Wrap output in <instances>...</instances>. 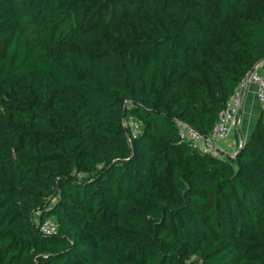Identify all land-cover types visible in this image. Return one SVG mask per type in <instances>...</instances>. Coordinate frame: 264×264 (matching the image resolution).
Masks as SVG:
<instances>
[{
  "label": "trees",
  "instance_id": "16d2710c",
  "mask_svg": "<svg viewBox=\"0 0 264 264\" xmlns=\"http://www.w3.org/2000/svg\"><path fill=\"white\" fill-rule=\"evenodd\" d=\"M263 58L264 0H0V264H264V110L178 134Z\"/></svg>",
  "mask_w": 264,
  "mask_h": 264
},
{
  "label": "built area",
  "instance_id": "2783aa9c",
  "mask_svg": "<svg viewBox=\"0 0 264 264\" xmlns=\"http://www.w3.org/2000/svg\"><path fill=\"white\" fill-rule=\"evenodd\" d=\"M259 63L260 61L256 63L254 71L248 72L242 78L234 95L226 103L224 109L219 112L218 120L209 135L203 136L179 124L178 134L180 138L189 142L193 148L212 157L226 160L228 156H234L236 151L228 155L223 151V148L225 147L233 127L239 124V111L242 104L241 95L239 93L240 89L247 85L254 86L260 110H264V76L256 70ZM122 124L128 127L129 135L132 137L136 136L140 131L141 122L135 118L129 117L123 119ZM241 144L242 143L238 144V148ZM38 229L41 233L46 235H53L56 233V225L51 218H47L40 222Z\"/></svg>",
  "mask_w": 264,
  "mask_h": 264
},
{
  "label": "crops",
  "instance_id": "0c3cea01",
  "mask_svg": "<svg viewBox=\"0 0 264 264\" xmlns=\"http://www.w3.org/2000/svg\"><path fill=\"white\" fill-rule=\"evenodd\" d=\"M256 70L264 76V59L260 60L259 66L256 68ZM239 93L242 100L239 111L241 124L240 127L236 128L235 134H232L227 141V154L231 153V147H234L235 149L239 143L245 142L250 137V134L261 111L256 98V89L254 86L247 85L240 89Z\"/></svg>",
  "mask_w": 264,
  "mask_h": 264
},
{
  "label": "rangeland",
  "instance_id": "374dc122",
  "mask_svg": "<svg viewBox=\"0 0 264 264\" xmlns=\"http://www.w3.org/2000/svg\"><path fill=\"white\" fill-rule=\"evenodd\" d=\"M240 108H241V107H240ZM240 124H241V119H240V117H239V124H238V126L235 125V126L233 127V130H232L230 136H231L232 134H235L236 128H237V127H240ZM230 136L228 137V139L230 138ZM227 141H228V140H227ZM242 143H243V142H242ZM226 144H227V142H226ZM226 144H225V147L223 148V151L226 152V153H228V151H227L228 148L226 149ZM230 149H231V153H230V154H232L233 152H235V151L238 149V145L236 146L235 149H234V147H231ZM232 149H233V150H232ZM236 152H237V151H236ZM236 152H235V153H236ZM230 154H228V155H230ZM227 158H233V156H228Z\"/></svg>",
  "mask_w": 264,
  "mask_h": 264
},
{
  "label": "water",
  "instance_id": "95a60500",
  "mask_svg": "<svg viewBox=\"0 0 264 264\" xmlns=\"http://www.w3.org/2000/svg\"><path fill=\"white\" fill-rule=\"evenodd\" d=\"M255 70V66L252 68V70L251 71H254ZM240 148V147H239ZM238 152H239V150L234 154V156L233 157H235L237 154H238Z\"/></svg>",
  "mask_w": 264,
  "mask_h": 264
}]
</instances>
